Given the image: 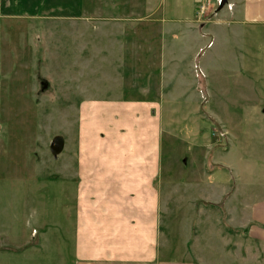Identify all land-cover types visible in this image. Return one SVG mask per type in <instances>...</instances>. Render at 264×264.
<instances>
[{"label": "rangeland", "instance_id": "1", "mask_svg": "<svg viewBox=\"0 0 264 264\" xmlns=\"http://www.w3.org/2000/svg\"><path fill=\"white\" fill-rule=\"evenodd\" d=\"M221 1L0 0V264H77L110 132L153 145V264H264V21Z\"/></svg>", "mask_w": 264, "mask_h": 264}, {"label": "crops", "instance_id": "2", "mask_svg": "<svg viewBox=\"0 0 264 264\" xmlns=\"http://www.w3.org/2000/svg\"><path fill=\"white\" fill-rule=\"evenodd\" d=\"M239 9L241 19L264 21V0H239ZM184 31L178 29L177 36H183ZM118 137L121 134L110 132L105 139L96 140L97 145L84 139L90 143V161L82 153L81 163L87 164L82 165L83 180L75 206L77 264H136L139 259L153 264L158 256L154 235L156 196L152 173H148L154 158L152 142L144 138L150 149L139 141L131 149ZM142 163L143 170L139 168ZM86 169L95 170L97 181L92 177L86 180ZM252 221L255 235L264 236V200L253 206Z\"/></svg>", "mask_w": 264, "mask_h": 264}, {"label": "water", "instance_id": "3", "mask_svg": "<svg viewBox=\"0 0 264 264\" xmlns=\"http://www.w3.org/2000/svg\"><path fill=\"white\" fill-rule=\"evenodd\" d=\"M227 0H222L221 1V6H223ZM65 147V139L63 136H56L51 144H50V150L53 154L54 157H58V155L63 151Z\"/></svg>", "mask_w": 264, "mask_h": 264}]
</instances>
